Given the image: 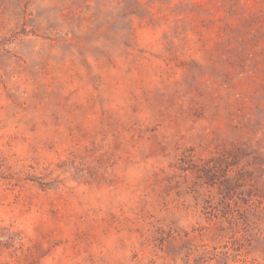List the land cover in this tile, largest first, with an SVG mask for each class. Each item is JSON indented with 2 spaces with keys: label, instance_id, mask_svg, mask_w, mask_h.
Returning a JSON list of instances; mask_svg holds the SVG:
<instances>
[{
  "label": "rangeland",
  "instance_id": "1",
  "mask_svg": "<svg viewBox=\"0 0 264 264\" xmlns=\"http://www.w3.org/2000/svg\"><path fill=\"white\" fill-rule=\"evenodd\" d=\"M0 264H264V0H0Z\"/></svg>",
  "mask_w": 264,
  "mask_h": 264
},
{
  "label": "trees",
  "instance_id": "2",
  "mask_svg": "<svg viewBox=\"0 0 264 264\" xmlns=\"http://www.w3.org/2000/svg\"><path fill=\"white\" fill-rule=\"evenodd\" d=\"M10 235H11V236H10L11 239L13 240V238H15L17 234H16V233H11V232H10ZM12 243H13V242H12Z\"/></svg>",
  "mask_w": 264,
  "mask_h": 264
}]
</instances>
